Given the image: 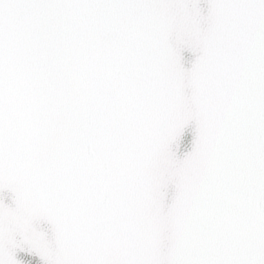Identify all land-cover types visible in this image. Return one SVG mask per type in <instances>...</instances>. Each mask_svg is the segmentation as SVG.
<instances>
[{
    "label": "water",
    "instance_id": "1",
    "mask_svg": "<svg viewBox=\"0 0 264 264\" xmlns=\"http://www.w3.org/2000/svg\"><path fill=\"white\" fill-rule=\"evenodd\" d=\"M0 264H264V0H0Z\"/></svg>",
    "mask_w": 264,
    "mask_h": 264
}]
</instances>
